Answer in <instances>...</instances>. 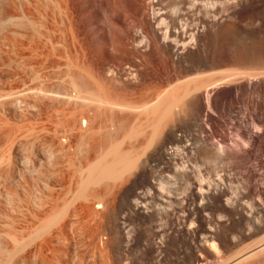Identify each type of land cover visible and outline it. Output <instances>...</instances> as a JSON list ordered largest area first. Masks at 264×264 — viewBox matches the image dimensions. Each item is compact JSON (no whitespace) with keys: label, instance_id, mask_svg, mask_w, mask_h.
I'll use <instances>...</instances> for the list:
<instances>
[{"label":"rangeland","instance_id":"rangeland-1","mask_svg":"<svg viewBox=\"0 0 264 264\" xmlns=\"http://www.w3.org/2000/svg\"><path fill=\"white\" fill-rule=\"evenodd\" d=\"M153 1L0 0V264H264V248L239 262L235 260L241 252L264 242V199L254 197L257 194L246 195L241 177L221 161L199 163L198 170L205 182H217L220 176L229 185L228 192L233 194L227 193V209L234 216L217 203H192V193L180 185L175 174L158 168L136 186L128 184L120 189L121 181H100V187H96L103 203L100 209L83 208L90 204L89 194L94 187L89 186L81 196L73 188L61 190L63 178L73 171L72 164L83 162L89 148L84 141L81 147L67 144L77 130L61 126V120L72 115L82 123V113L103 121L108 115L93 101L98 89L105 92L127 82L131 83L128 90H132L154 83L153 74L163 67L148 37L156 15L164 17L159 25L164 30L177 10L185 13L195 8L192 16L199 11L204 17H227V28L250 27L264 36V0H257L256 7L247 10L238 7L239 14L234 17L228 8L235 7L236 0H157L155 7L151 6ZM219 16L217 19H223ZM240 37V41L250 40L246 35ZM115 40L126 49L116 48ZM133 50L138 53L132 54ZM146 115L150 117L151 113ZM142 127L135 136L138 141L143 137ZM114 131H109L111 137L122 135V130ZM249 131L254 132L251 128ZM107 148L104 143L102 150ZM256 183V189L264 193V181ZM116 185L117 196V190L113 192ZM50 197H59L60 202L62 198L65 203L61 206L62 211L66 209L60 216L63 219L58 221L65 225L60 238L49 229L40 230L45 218L40 214L44 209L48 211ZM131 204L143 209L146 217L129 208ZM112 216L124 222V239L116 246L110 234Z\"/></svg>","mask_w":264,"mask_h":264},{"label":"bare ground","instance_id":"bare-ground-1","mask_svg":"<svg viewBox=\"0 0 264 264\" xmlns=\"http://www.w3.org/2000/svg\"><path fill=\"white\" fill-rule=\"evenodd\" d=\"M256 1L257 0H236L235 3H237V5L235 7H229L228 12L232 17L237 16L239 14V12L236 11L238 7L242 10H247L248 7H256ZM155 2H157V0ZM155 2L153 1L151 6L155 7ZM193 5H195V3H193ZM188 10L190 11L189 8ZM188 10H184L187 11L185 13L177 10L174 15L169 18L168 25L164 30L159 28L160 22L164 19L161 14L156 15L152 20L148 37L161 56H159L161 58H159L160 64L161 62L163 64L162 71L153 74L154 83H152V85L146 84L140 89L128 90L131 83L124 82L118 86L119 88H113L105 92L98 89V87L97 96L95 95L96 97H93V101L103 109V112L107 113L108 118L103 121L98 122L96 116L89 118L86 117V115H82V113V123L72 115H68L65 118L62 117L61 126H72L77 130V135L68 138L67 144L80 146L84 141L89 146L83 162H79L75 165L72 164L73 171H71V175L64 178L62 177L64 181H62L63 188L61 189L70 190L73 188L76 190V193L81 196L83 191L85 193V190H87L89 186L90 189L94 187L89 194L90 204L87 202L89 205H83L84 210H90L93 206L95 209L101 208L100 203H103L100 202V200L102 198L100 193L96 190V187H100L97 185L100 181L104 182V179L107 181V178L108 180L111 179L109 180V184L110 181H121V183L119 182L120 189L128 184L136 186L135 184L144 177L147 178V176H150L153 168H158L160 171L169 170V172L172 171L173 174H175L181 184L177 182L192 193V203H217V205L219 204L221 206L220 208L225 210L228 214L233 215L234 213L227 209V206H230L227 205L229 185L225 184L226 182H223L220 176L217 182H205L202 180L198 170L197 164L199 163H206V165H208L212 162L218 163V161H221V164L224 163V165L238 173L242 179L243 185L241 186L244 187L246 195L253 196L257 194V196L254 197L264 199V193L255 187L257 181H264V172H260L264 171V36L260 34L258 30L256 31L250 27H244L242 29L234 27L227 28L224 24L227 17L224 18L219 15V18L223 19H217L218 16H216L217 18L207 17L206 14L208 13L205 12L204 14L206 16L204 17V15H201L203 13L200 14L199 11L195 16H192L191 14L195 8L193 11H190L191 13ZM188 20L193 21V24H188ZM183 22L187 23L183 24ZM242 35L248 36L250 40L246 42L240 41L239 38H241L240 36ZM129 37L131 38V36ZM114 44L116 48L122 49L123 47L117 40L114 41ZM133 53L137 54L138 52L133 50L132 54ZM150 69L152 68L149 67V70ZM92 96H90V98ZM93 103L94 102L91 104ZM134 112H141V114L136 115ZM148 112L151 113V118L146 115ZM142 116L144 119L142 118L141 120ZM141 126H143L142 130L145 129L141 133L143 136L141 138L142 140L138 141L135 136L140 134ZM139 128L140 131H138ZM250 128L254 130L252 134H250ZM117 129L120 131L122 130V135L119 137L117 135L111 137L109 134L111 130L117 131ZM68 135L70 136V134ZM104 143H107L108 148L102 150ZM122 146H125V150H121ZM64 151L67 150L65 149ZM50 167L52 168L53 166ZM53 173L52 175H54ZM83 173H86L85 177ZM77 175H79V178L76 179ZM167 176L168 175L162 177L164 178ZM175 176L174 178H176ZM170 178L172 179V177ZM169 183L165 182V184ZM171 185L170 187L173 188V183ZM113 188V192H115L118 186ZM117 192L119 191L117 190L115 192L116 196ZM74 196H76V194ZM50 198L51 200L48 201L49 209L46 208L48 211L44 209V211L42 210L44 213L41 212L42 215L40 214V216H45L40 230L43 232L44 229H49V231L54 232L57 238H60L63 235L65 225L60 222L58 223V221H61L59 220L61 218L60 216H62L64 214L63 212L66 210L63 208L64 211H62L61 208V206H65V203L62 202V198L61 202L59 197ZM74 200L72 199V201ZM60 203H63V205H60ZM84 203H86V201ZM259 203L260 202H258V204ZM262 204H264L263 201ZM231 206H233V204ZM129 208L134 210L136 214L146 217L145 214L147 213L139 206L129 205ZM258 209H260V207ZM241 217L242 216H240V218ZM36 219H39V217L37 216ZM208 220L210 222V219ZM121 222V219L116 216L110 221V234L115 246L118 240L122 241L124 239V235L122 234V224L124 222ZM250 226L252 227L253 225ZM32 230L30 229L31 234ZM30 231L28 232L30 233ZM34 231L33 235L37 236V232H35V235ZM31 234L30 236L27 234L25 235L30 238L32 236ZM6 236H8V234ZM12 237L13 236H11V238ZM28 237L26 238L27 241ZM13 239L14 238H12V240ZM19 240H21V238ZM22 240L24 241V239ZM19 244L20 242L18 243V247ZM259 244H257L258 246L256 245L255 248L251 247V249L245 253L241 252V254H239L240 256L238 255L239 257H235L236 259H234L239 262L241 259L243 260L244 257H248L257 252V250L260 251L261 248H264V242ZM115 250H117V248L114 249V251ZM4 253L6 254V252ZM8 259L9 258H7L6 261Z\"/></svg>","mask_w":264,"mask_h":264}]
</instances>
